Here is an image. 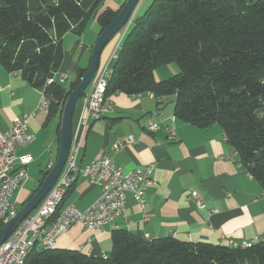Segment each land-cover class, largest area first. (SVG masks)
I'll list each match as a JSON object with an SVG mask.
<instances>
[{
    "label": "trees",
    "instance_id": "16d2710c",
    "mask_svg": "<svg viewBox=\"0 0 264 264\" xmlns=\"http://www.w3.org/2000/svg\"><path fill=\"white\" fill-rule=\"evenodd\" d=\"M105 1L0 0V64L45 88L48 120L59 119V134L66 99L87 68L68 86L47 81L63 63L67 33L81 36L93 18L102 32L117 17L120 9L99 10ZM174 61L180 71L158 81L154 70ZM146 92L175 95L180 120L200 128L221 125L242 165L264 189V0H152L121 41L106 96ZM112 243L106 257L36 244L24 264H264V239L234 247L171 236L148 240L116 229Z\"/></svg>",
    "mask_w": 264,
    "mask_h": 264
},
{
    "label": "crops",
    "instance_id": "0c3cea01",
    "mask_svg": "<svg viewBox=\"0 0 264 264\" xmlns=\"http://www.w3.org/2000/svg\"><path fill=\"white\" fill-rule=\"evenodd\" d=\"M125 2L106 0L104 8L118 10ZM145 2L148 8L151 0L140 2L134 17L139 16ZM129 26L118 35L120 44ZM84 33L65 35L63 43L67 53L56 76L58 81L60 73H67L70 82H75L89 66L93 45L101 33L97 19L90 33ZM70 54L72 59H69ZM108 54L109 50L104 52L103 60ZM114 60L111 55L109 68ZM71 70L73 75L70 76ZM156 79L163 78L156 76ZM110 99L113 111L91 122L84 132L78 166L83 168L105 154L126 171L155 163L156 184L147 189L144 208L129 194L124 212L105 230L91 231L82 224H75L57 239L56 248L108 256L113 244L112 232L116 229H126L142 237L149 233L151 239L171 236L181 241L224 245H230L231 240L243 243L264 239V189L242 165L221 125L200 128L176 118L175 95L161 97V103L146 93L137 97L115 93ZM40 100L41 90L27 82L21 72H10L0 64V135L12 127L16 117L35 112L30 119V130L36 138L17 151L18 155L29 154L32 161L26 179L14 195L15 202L29 200L45 171L55 163L59 151V119L48 120V113L37 109ZM82 112L80 100L74 114V128ZM149 118L160 121L162 127L149 131L146 128ZM165 126L176 131L175 138L170 137ZM129 135L136 142L115 151L114 146ZM31 174L36 175L35 182H30ZM74 182L64 205L71 203L85 210L99 198L101 188L83 176H78ZM194 195L201 197L204 208L198 207Z\"/></svg>",
    "mask_w": 264,
    "mask_h": 264
},
{
    "label": "built area",
    "instance_id": "2783aa9c",
    "mask_svg": "<svg viewBox=\"0 0 264 264\" xmlns=\"http://www.w3.org/2000/svg\"><path fill=\"white\" fill-rule=\"evenodd\" d=\"M126 28L120 32V35L125 32ZM118 44H120V36L115 47ZM110 57L103 68L99 66L93 81L82 97L83 112L77 126L73 130L69 153L62 172L39 206L0 245V264H21V251L27 246L29 238H33L36 233H43V242L38 243L40 247L53 249L56 248L57 239L75 224H82L91 231L105 230L108 224L112 223L118 215L124 212L129 194L133 195L142 208L146 206L145 196L147 189L156 184L153 177L156 168L155 163L126 171L116 165L111 156L105 154L83 168L77 164L85 130L90 126L91 122L98 121L113 111L111 99L106 103H98V96L106 77ZM57 74L48 79L47 85L57 80ZM67 79V73H60V82L64 83ZM142 94L137 93L133 96L137 97ZM146 94L156 98L161 103L160 96H156L153 92H146ZM49 107L50 100L46 95L45 88H43L37 109L48 113ZM33 115H35V112L16 117L12 127L0 135V223L3 225L18 211L14 195L26 179L27 168L32 161V157L29 154L18 155L17 151L19 148L30 145L36 138V135L30 130V119ZM172 120H175V117ZM161 127L162 123L160 121H154L151 118L147 120L146 128L149 131L154 132ZM165 129L169 131L171 138H175V130L169 129L168 126H165ZM135 142L136 139L129 135L123 141L117 143L114 149L119 152L126 148L127 145ZM51 167L52 165H50ZM78 176L88 178L91 183L100 186L101 194L99 198L85 210H81L71 203L64 205L60 209L58 218L51 221L50 231H43L42 221L45 220V212L51 209L55 196L60 192H65L67 183H71V179H77ZM193 198L196 199L199 208L205 207L199 195H194ZM1 213H8V220H1ZM145 238L151 240L150 234L146 233ZM254 243V241L243 243L230 241V245L234 247H251Z\"/></svg>",
    "mask_w": 264,
    "mask_h": 264
},
{
    "label": "water",
    "instance_id": "95a60500",
    "mask_svg": "<svg viewBox=\"0 0 264 264\" xmlns=\"http://www.w3.org/2000/svg\"><path fill=\"white\" fill-rule=\"evenodd\" d=\"M140 2L141 0H126L124 5L120 8V12L117 17H115L112 22L100 33L94 43L90 64L87 67L86 72L80 78L78 86L68 95L63 107L57 159L35 193L21 206L20 209H18L17 213L1 227L0 245L5 242L20 226V224L39 206L62 172L72 141L74 114L78 102L90 86L99 69L101 55L105 46L116 34L130 25Z\"/></svg>",
    "mask_w": 264,
    "mask_h": 264
},
{
    "label": "bare ground",
    "instance_id": "6f19581e",
    "mask_svg": "<svg viewBox=\"0 0 264 264\" xmlns=\"http://www.w3.org/2000/svg\"><path fill=\"white\" fill-rule=\"evenodd\" d=\"M119 48V45L117 46V50ZM117 50L113 52L112 57H116ZM110 75V68L107 65V70H106V77L104 78V82L101 85V92L100 95L98 96V103H106L109 102L110 98L106 96L107 92V83H108V78ZM75 179H71V183H67V187L65 189V192H60L58 193L55 198H54V204L51 205V209L47 210L45 212V220L42 221V230L43 231H50L51 229V217L56 215L58 211L60 212L59 209H62L64 206L61 207L62 200L67 193V190L71 187V185L74 183ZM61 207V208H60ZM59 215V214H58ZM55 217V219H57ZM1 220H8V213H1ZM43 242V233H36L33 235V238H29L27 241V246L22 249L21 254H20V262L21 264H24V258L26 257L30 247Z\"/></svg>",
    "mask_w": 264,
    "mask_h": 264
},
{
    "label": "rangeland",
    "instance_id": "374dc122",
    "mask_svg": "<svg viewBox=\"0 0 264 264\" xmlns=\"http://www.w3.org/2000/svg\"><path fill=\"white\" fill-rule=\"evenodd\" d=\"M142 1L143 0H141V3H142ZM151 2H152V0H151ZM150 2V3H151ZM105 4V3H104ZM104 4L102 5V6H100V8H99V10H104L105 8H104ZM148 3H146L145 2V5L143 6V8L140 10V12H139V16H140V14H142V13H144L145 12V10H146V5H147ZM149 6V5H148ZM146 7V8H145ZM145 8V9H144ZM94 19L95 18H93V19H91L90 21H89V23H88V25H87V28H86V31H85V33L84 34H88V32L90 33V29H91V27H92V24L94 23ZM132 23V22H131ZM121 32V31H120ZM120 32L118 33V34H116L114 37H113V39L106 45V47L104 48V50H103V52H102V55H101V61H100V68H103L104 66H105V64L107 63V61H108V59H109V57L111 56V54H112V52H113V50H114V48H115V43H116V41L118 40V35L120 34ZM66 45H70V43H69V40H67L66 41ZM63 46H64V43H63ZM109 50V54L107 55V57H106V59H104L103 60V54H104V52L105 51H108ZM67 53V50L65 49V47H64V57H65V54ZM80 53V52H79ZM69 59H72V54H70V56H69ZM161 71V72H160ZM180 71V67H179V65H178V63L177 62H170V63H168V64H165V65H162V66H160V67H158V68H156L155 70H154V74H155V77L157 76H159V78H163V79H160V80H164V78H169V76L171 77V76H173V75H175L176 74V72L178 73ZM160 72V73H159ZM71 75H73V73H72V70L70 71V76ZM160 80H158V81H160ZM68 82H70V80L68 79L67 81H65L64 82V84H66V83H68ZM168 97H174V95H170V96H168ZM55 121H53L52 123H54ZM30 176V175H29ZM35 176V177H34ZM32 177V178H31ZM30 179H31V181L30 182H33L34 181V179H35V181H36V175H34V174H31V176H30ZM34 181V182H35ZM21 200L20 201H17L16 202V204H17V207H18V209H20L21 208Z\"/></svg>",
    "mask_w": 264,
    "mask_h": 264
}]
</instances>
